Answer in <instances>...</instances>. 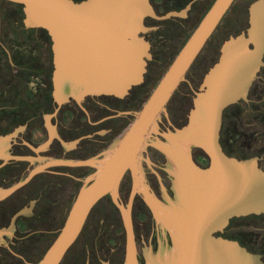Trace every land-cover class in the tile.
Segmentation results:
<instances>
[{"label": "water", "instance_id": "1", "mask_svg": "<svg viewBox=\"0 0 264 264\" xmlns=\"http://www.w3.org/2000/svg\"><path fill=\"white\" fill-rule=\"evenodd\" d=\"M15 1L26 5L28 26L44 27L52 34L56 78L70 80L78 89L79 100L90 94L124 98L132 88L143 84L152 59V43L144 35L157 28L147 26L145 21L148 17L184 18L191 6L159 16L149 0ZM235 1H215L147 102L141 110L133 112L132 124L119 143L111 146L108 156L76 161L77 165H93L98 170L85 181L64 227L36 264H61L93 207L107 195L119 208L125 224V264H143L139 261L132 221L137 193L143 195L172 242L170 249L168 245L167 250L161 247L157 256L148 258L144 264H263L260 255L248 252L236 240L216 234L223 232L233 217L264 213V170L258 158L229 157L220 139L225 110L249 100V90L264 66V0L250 6L247 31L231 35L221 46L219 60L195 91L188 123L167 130L161 114L158 120L166 131L162 132L156 119L160 112L168 118L170 98L187 81L189 69ZM151 145L161 149L169 160L174 195L173 198L167 195L165 202L140 179L139 160ZM201 150L210 159V165ZM128 170L133 173L135 183L125 205L120 201L119 189ZM23 183L3 191L0 197L10 195ZM162 188L167 191L164 185ZM19 214L14 216L11 229ZM7 230L10 229L0 228V245L5 244L3 235ZM151 233H154L152 226L146 240ZM158 241L157 236L153 238L155 252Z\"/></svg>", "mask_w": 264, "mask_h": 264}, {"label": "flooded vegetation", "instance_id": "2", "mask_svg": "<svg viewBox=\"0 0 264 264\" xmlns=\"http://www.w3.org/2000/svg\"><path fill=\"white\" fill-rule=\"evenodd\" d=\"M74 1L82 2L84 0ZM179 1L183 4L188 3L185 8L180 10L176 8V10L168 12H180L191 5L186 17H170L166 20L148 17L145 21L147 26L157 27L156 30H152L156 32L157 38L160 36L161 28L166 31L169 20L188 22L189 14L195 11L197 5L205 2V0ZM213 1L214 4L216 0ZM256 1L258 0H252L247 6V27L241 33L246 32L250 25L249 8ZM151 3L159 16L168 14V12L159 13L153 1ZM26 17L25 4L15 0H0V196L3 191L11 189L17 183L24 182L10 195L0 197V228L10 229L3 235L5 244L0 245V249L4 250L0 251V264H10L12 259L17 261V259L24 258L21 253H25L26 256L33 255V252L40 249V242L50 236L49 228H52L54 223L59 224L61 226L59 230H62L73 208L74 201L81 188L86 184L85 181L98 170L93 165H77L76 161H87L94 157L96 160L106 158L111 146L119 143L118 140L121 139L123 132L132 124L135 117L133 112L138 111L136 110L137 101L133 96L135 87L124 98L114 95L90 94L79 100L78 89L74 88L70 80L58 81L56 78L57 65L52 34L44 27L28 26L25 22ZM152 31L144 35L145 39ZM231 35L233 34H230L228 38ZM218 58H216L217 61ZM195 91L197 90H194V94ZM247 98L248 101L242 100L236 103L245 108L242 112V119L248 139L246 142L243 140L240 142L243 146L241 154L244 156L238 152V154L228 153L222 142L221 144L223 151L229 157L241 160L257 157L259 166L264 170V66L260 68ZM158 122L160 130L166 132L162 130L160 119ZM169 124H171L170 121ZM172 126H175L174 123ZM238 126L234 120L232 122V138H237ZM256 129H258V139H255L251 134ZM234 142L231 140L230 143L234 144V148H237L235 146L237 142ZM238 149L240 150V148ZM202 153L209 159L203 151ZM139 161L140 179L143 184L149 186L151 191L164 202L168 200L167 195L173 198L174 194H171L173 191L172 174L168 167L169 160L164 152L151 145L143 151ZM148 175L152 177L148 178ZM121 181L119 197L120 201L127 205L135 183L133 173L128 170ZM162 185L166 187V192ZM107 200L119 210L109 195L101 198L98 203L101 204ZM133 201L132 221H134L139 261L144 264L148 258L157 256L161 247L163 250H167L168 245V249H170L172 242L168 232L164 233L163 227L152 214L143 195L137 193ZM139 203L145 204V207L150 211L148 212L151 214L152 220H154L152 222L154 233H151L147 240L145 234H140L138 238V216L135 213V205ZM93 209L81 232L82 234L87 231L88 237H92L98 226L94 218L96 211L93 212ZM18 213L20 214L16 217L14 228L11 229L13 218ZM108 215L110 213H100L98 216L103 225L109 223ZM120 216L123 221L121 212ZM252 218L253 222L248 223L249 226L235 228L237 232L248 231L247 238L251 244L243 243L244 241L241 239L226 237V230L233 220L247 222ZM233 220L223 232L217 233L216 236L238 241L248 252L260 255L264 264V213L233 217ZM89 221L93 222L92 230L89 227ZM123 227L125 243L124 252L118 251L120 264H125L127 249L124 221ZM60 231L51 239L53 240L52 244ZM156 236L159 241L155 252L153 238ZM34 240L41 241H38L37 245L32 248L27 246L28 241ZM106 244L110 245L111 243L107 241ZM86 247L89 248V245ZM89 255L88 252L86 264H95V262H91ZM98 262L99 264H112L111 260L101 258L98 259Z\"/></svg>", "mask_w": 264, "mask_h": 264}, {"label": "rangeland", "instance_id": "3", "mask_svg": "<svg viewBox=\"0 0 264 264\" xmlns=\"http://www.w3.org/2000/svg\"><path fill=\"white\" fill-rule=\"evenodd\" d=\"M151 1H153L154 6L161 14H165L169 10H176V8H179L178 10L185 8L188 3L183 4L179 0ZM251 1L252 0H236L234 2L232 7L222 19L223 21L220 23L215 33L209 38L208 46L206 45L207 47H205L198 55L194 64L189 69L186 78L190 81L183 82L171 97L170 103L167 106V111L168 118L172 120L175 126L182 128L188 123V115L190 114L194 101V90L199 88L204 76L217 61L216 58L219 56V50L223 43L228 40V36L230 34H240L247 27V6ZM213 2V0H205L204 3L197 5L195 11L189 14L188 22L169 20L170 22L167 24L166 31H164V33H159V38H157V34H155L156 32L154 31L147 36V40L152 42V59L149 62L148 73L145 78L146 82L133 89V96L137 101L136 110H141L147 102L150 94L156 88L169 66L173 63V59L177 55V52H180L181 47L185 44L184 36L187 35L188 37L190 32H194V29L198 26L201 18L211 7ZM240 110L243 112L245 108H239L236 104L231 105L225 111L223 116L224 124L221 132V142L228 153L231 154L234 152L235 154L238 152L241 156H244L241 154L243 152V146L240 144V142H242L241 139L238 138V135L236 139L231 136L233 130L232 122L234 120L236 121V119L233 118V113ZM162 121L163 127L167 130L174 128L171 124H169V120H167L164 113L162 115ZM255 131H258V129ZM125 132L126 131L123 132L122 136ZM231 140L237 142L235 146L240 148V150L234 148V144L230 143ZM114 145H116V143ZM94 210L96 211V214L94 215L95 222L98 225L96 232H93L92 237H88L87 231H84L79 238L76 239L74 245L64 256L61 264H86L88 252L90 253L89 256L92 263L95 262V264H99L98 259L100 258L103 260H111L112 264L121 263L118 251L122 250V253L124 252L125 241H123V239L125 238V231L119 210L114 207V205H111L108 200L106 202H102L101 204L98 203V205L93 209V212ZM148 211L149 209L145 207L144 203L135 205V213L136 216H138V238L140 234H145L147 236L151 229L153 220L151 214H149L150 211ZM100 213H110V215L107 216L110 219L109 223L107 222L103 225L102 222H100V217H98ZM89 222V227L92 230L93 222ZM251 222H253V218L251 220H247V222L233 220L232 224L226 230V237L231 239H241L244 241L243 243L251 244L250 240L247 238L248 231L237 232L235 230V228L238 229L240 226H249L248 223ZM60 227L61 226L59 224L54 223L52 228H49V237H46L42 241H28L27 246H30L31 248L37 245L38 241H41L40 249L33 252V255L30 256H26L25 253H21L24 258L17 259V261L11 258L13 261L10 264H36L43 257L49 245L52 244L51 242L53 240L51 239L58 234ZM100 233L101 235H99ZM107 241L111 244L107 245ZM86 245H89V248L86 247ZM0 251L4 250L0 249Z\"/></svg>", "mask_w": 264, "mask_h": 264}, {"label": "trees", "instance_id": "4", "mask_svg": "<svg viewBox=\"0 0 264 264\" xmlns=\"http://www.w3.org/2000/svg\"><path fill=\"white\" fill-rule=\"evenodd\" d=\"M157 22V21H156ZM158 23H160V22H158ZM164 30L165 29H162L161 28V31H159V32H161V33H164ZM191 33L192 32H190L189 34H188V37H187V35L186 36H184V40H185V44H186V42L188 41V38H189V36L191 35ZM187 40V41H186ZM185 44H183V46L181 47V49L184 47V45ZM208 46V45H207ZM206 46V47H207ZM180 49V50H181ZM179 53V51L177 52V54ZM176 57V56H175ZM174 57V58H175ZM174 60V59H173ZM238 105V107L239 108H242V106L241 105H239V104H237ZM234 118L236 119V123H238V128H237V130H236V133H237V135L239 136L238 138L239 139H241V141L243 140L244 142H246L247 141V137H246V129H244V122H243V119H242V111L240 110V111H236L235 112V114H234ZM257 130V129H256ZM252 135H253V137L255 138V139H258L257 137H259V134L257 133V131H252V133H251Z\"/></svg>", "mask_w": 264, "mask_h": 264}, {"label": "bare ground", "instance_id": "5", "mask_svg": "<svg viewBox=\"0 0 264 264\" xmlns=\"http://www.w3.org/2000/svg\"><path fill=\"white\" fill-rule=\"evenodd\" d=\"M163 114V112H160L159 114L156 115V119L158 120V118L160 117V115Z\"/></svg>", "mask_w": 264, "mask_h": 264}]
</instances>
